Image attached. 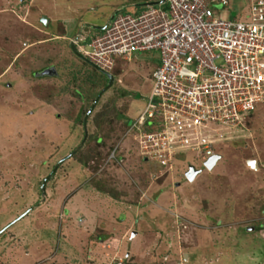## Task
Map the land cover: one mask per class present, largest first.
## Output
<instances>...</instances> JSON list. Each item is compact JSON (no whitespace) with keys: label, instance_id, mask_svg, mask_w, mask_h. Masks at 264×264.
Masks as SVG:
<instances>
[{"label":"rangeland","instance_id":"1","mask_svg":"<svg viewBox=\"0 0 264 264\" xmlns=\"http://www.w3.org/2000/svg\"><path fill=\"white\" fill-rule=\"evenodd\" d=\"M158 1L0 0V264H264V103L211 170L186 152L169 171L128 131L157 53L116 59L99 96L106 76L70 48ZM230 1L233 18L247 0Z\"/></svg>","mask_w":264,"mask_h":264},{"label":"built area","instance_id":"2","mask_svg":"<svg viewBox=\"0 0 264 264\" xmlns=\"http://www.w3.org/2000/svg\"><path fill=\"white\" fill-rule=\"evenodd\" d=\"M160 1L116 13L77 49L107 73L118 58L157 53L151 93L128 131L140 156L172 171L186 152L202 162L216 155L264 103V0H247L233 18L221 13L230 0Z\"/></svg>","mask_w":264,"mask_h":264},{"label":"water","instance_id":"3","mask_svg":"<svg viewBox=\"0 0 264 264\" xmlns=\"http://www.w3.org/2000/svg\"><path fill=\"white\" fill-rule=\"evenodd\" d=\"M20 1H23V0H20ZM162 1L160 2H151V3H148V4H144V6H150V5H158V4H161ZM112 19V18H111ZM41 22L42 24L46 25L48 23V18L46 16H42V19H41ZM98 29H103V28H98ZM70 48L72 50V52L78 56V53L73 45V43L70 44ZM101 74L106 76L107 80H108V83L107 85L105 86L104 90H102L100 93H99V96H101L103 94V92H105L106 90H108L114 83V76H112L111 74H108V73H104L101 71ZM38 76H41V77H44V76H54L56 75V71L53 67H50V68H46L44 70H42L40 73L37 74ZM95 104H96V101H95ZM95 104L92 106L91 109L94 108ZM92 110H89V112L87 113L85 119H84V124H83V127L85 129V123H86V119L88 118L90 112ZM85 135H86V131H85ZM220 159V156L218 155H214L212 157H210L205 163H204V167L207 169V170H211L217 163V161ZM248 165L250 166V168L256 170L257 169V165H256V161L254 160H251V161H248ZM199 173L198 170H196L192 165H189L188 167V171L185 173V178L189 181V182H192L196 175ZM49 177H46L43 179L42 181V184H41V187H40V190L43 191L44 190V187H45V184L47 183ZM134 235V234H133Z\"/></svg>","mask_w":264,"mask_h":264},{"label":"clouds","instance_id":"4","mask_svg":"<svg viewBox=\"0 0 264 264\" xmlns=\"http://www.w3.org/2000/svg\"><path fill=\"white\" fill-rule=\"evenodd\" d=\"M158 2H160V1H158ZM146 7V6H145ZM118 12H120V11H117L116 13H118ZM115 14H113V16H114ZM113 16L111 17V18H113ZM111 18H110V20H111ZM110 22V21H109ZM44 25V24H43ZM105 27V26H104ZM93 28H95L96 30H99V31H101V30H103L104 28L103 27H93ZM98 28H103V29H98ZM73 45H74V43H73ZM76 49V48H75ZM77 51V53H78V56H80L81 57V59H84L87 63H88V65L89 66H91L92 68H95L91 63H89L85 58H83L82 57V55H81V53L78 51V49L76 50ZM46 69V68H45ZM96 69V68H95ZM44 70V69H43ZM96 70H98V69H96ZM100 73H101V71L100 70H98ZM103 72V71H102ZM40 73V72H39ZM104 73H107V72H104ZM38 74V73H37ZM108 74H111L112 76H114L112 73H108ZM39 77H41V76H39ZM44 77H51V76H44ZM90 115V114H89ZM184 156L185 155H183L178 161H180V160H184ZM111 159H114V157L113 158H111ZM205 163V162H204ZM204 163H203V165H204ZM188 167H189V165L187 166V169L185 170V173L188 171ZM184 173V174H185Z\"/></svg>","mask_w":264,"mask_h":264},{"label":"crops","instance_id":"5","mask_svg":"<svg viewBox=\"0 0 264 264\" xmlns=\"http://www.w3.org/2000/svg\"><path fill=\"white\" fill-rule=\"evenodd\" d=\"M48 20H49V19H48ZM157 60H158V59H157ZM44 69H45V68H44ZM58 76H59V75H58V73L56 72V75L51 76V77H55V78L57 79ZM85 128H86V126H85ZM86 133H87V132H86ZM75 192H77V191H75ZM78 192H79V190H78ZM73 195H74V193L70 196V198H72ZM70 198L68 199L67 204L65 205V206H66L65 208H67V207L69 208V205H70V204H69V200H71ZM72 202H73V201H72ZM81 211H82V210H81Z\"/></svg>","mask_w":264,"mask_h":264},{"label":"trees","instance_id":"6","mask_svg":"<svg viewBox=\"0 0 264 264\" xmlns=\"http://www.w3.org/2000/svg\"><path fill=\"white\" fill-rule=\"evenodd\" d=\"M93 69H95V68H93ZM96 70V69H95ZM98 71V70H97ZM100 143V142H99ZM100 145V144H99ZM96 159V158H95ZM94 160V159H93Z\"/></svg>","mask_w":264,"mask_h":264},{"label":"flooded vegetation","instance_id":"7","mask_svg":"<svg viewBox=\"0 0 264 264\" xmlns=\"http://www.w3.org/2000/svg\"><path fill=\"white\" fill-rule=\"evenodd\" d=\"M105 86H106V85H105ZM105 86H104V87H105Z\"/></svg>","mask_w":264,"mask_h":264}]
</instances>
